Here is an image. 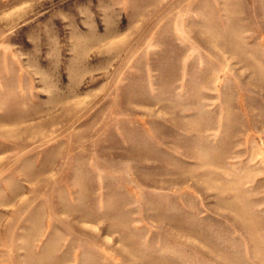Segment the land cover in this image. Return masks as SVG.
<instances>
[{"label": "rangeland", "instance_id": "374dc122", "mask_svg": "<svg viewBox=\"0 0 264 264\" xmlns=\"http://www.w3.org/2000/svg\"><path fill=\"white\" fill-rule=\"evenodd\" d=\"M0 264H264V0H0Z\"/></svg>", "mask_w": 264, "mask_h": 264}]
</instances>
